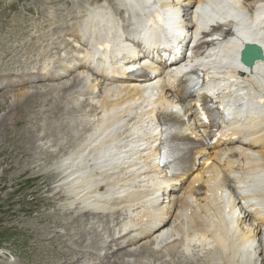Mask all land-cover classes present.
<instances>
[{"label":"bare ground","instance_id":"6f19581e","mask_svg":"<svg viewBox=\"0 0 264 264\" xmlns=\"http://www.w3.org/2000/svg\"><path fill=\"white\" fill-rule=\"evenodd\" d=\"M187 0L185 4L188 3ZM197 1H202V0H197ZM235 2H238V0H234ZM143 2H147V5L145 7L140 8V4ZM132 0V2H129L128 0H120V2L117 3V0H104L102 4H96V0H94L93 3L96 5L92 8L90 5L86 6V13H85V18L88 20L85 23H80L76 22V27L78 32L81 34H87L88 36H92V34H101L100 32H109L111 31V26L115 28V25H122L124 23L128 22V25L123 27L122 29L120 28V32L117 36V43H113L111 38L107 35H105L104 38L105 40L108 41V49L106 51V58L107 61L114 57V56H121V63L118 65L119 68L125 69L121 73V78L116 79L115 81L120 84H113V85H120L123 87L122 91L120 92L118 98L125 100L128 97L133 96L136 94L137 96L134 98L133 101L136 100H141V102H145L148 105H153L158 102L159 98H163L165 95V92L168 93L161 85H159L157 82L153 83H143L140 86L134 87L133 89H129L126 87V85L121 84L125 81V76L127 75V72L135 68L136 66L143 67L149 71L152 70L150 65L147 64H141L139 61H134V58L136 55L142 52V49L140 48V44L143 46L144 50L147 51V47L144 43V40L147 38H151V36L159 34L165 36V33L162 32L164 29L165 25L169 26V21H167V16L170 15L174 17L173 14H177L179 12L180 6L184 2V0ZM175 4L176 6H174ZM179 6V7H178ZM261 7V13H264V3L261 1L258 3V8L260 9ZM91 8V9H90ZM120 8H123L122 10H119ZM155 10H158L160 12V16H164V20L161 24L158 25V27L154 28L153 24L152 27H149L148 29L146 28L145 24L148 20V18L151 17V15L157 14ZM221 10V9H219ZM130 11H133V15L129 14ZM136 11V12H134ZM257 10H254V13H257ZM196 19H198V15L196 14ZM166 17V18H165ZM98 18V19H97ZM211 19V18H210ZM99 20L103 21L99 23ZM210 20L205 19V24H207ZM200 24H203V20H199ZM264 24V23H263ZM103 25V26H102ZM250 25V24H249ZM102 26V28H101ZM132 26V29H131ZM235 26H238V23H235ZM234 26V27H235ZM248 29H251L249 27ZM161 32H159V31ZM261 31H264V27H255V29L248 30L249 37L247 39L249 40H257L258 34L261 33ZM34 33H41V31L34 30ZM145 34V35H144ZM42 39L45 40L46 35L43 33L40 35ZM82 40H89L87 37L82 36ZM168 41V39H164ZM245 40V39H244ZM244 40L240 41H235V42H230L232 47L239 49L243 43ZM260 41V40H259ZM261 45L264 47L263 41H260ZM62 45H66V43H62ZM27 49H29L27 47ZM45 50V47L42 46L39 49V52H42ZM76 46L74 47L72 52H76ZM92 52L93 54L96 53L94 48L91 46L89 49H84L83 53H81L82 56H88ZM155 55H157L158 51L155 50ZM153 52V53H154ZM152 53V52H151ZM93 61V59H92ZM183 69V66H180L177 70V73ZM252 73L248 76H250V79H247L248 82L251 83H256L260 90L258 91L259 94H262L264 96V88L261 86V84L264 86V82L260 79V76L263 75L264 73V61H257L253 67ZM257 69V70H255ZM261 69L262 72H259ZM65 71H67V68H64ZM88 67H83V68H75L73 72L77 75H83L84 73L88 72ZM224 70V69H223ZM222 71V70H219ZM228 71L235 72V68H232ZM226 72V71H222ZM223 76H226L225 73H222ZM40 80H50L52 78V75H37L36 76ZM176 76H168L167 77V83L173 82L175 80ZM92 80V79H91ZM86 85L89 90L93 92L95 90L96 84L93 81H90V78H86ZM48 84H37L31 87H23V88H11L9 89L6 93H12V99L11 102L14 105H18L21 107V105H26V111L29 110L34 111V113H38V108L37 106L41 104L42 100L41 98H45L48 96L46 94L48 91H54L55 88L51 87L48 88L47 91H41L44 87H48ZM63 83H59L58 87L61 89L65 90ZM111 86V85H110ZM106 87V85H105ZM147 88H151L152 90L150 92H146ZM41 89V90H40ZM109 89V88H105ZM62 90V91H63ZM251 88L247 89L246 91H250ZM66 91V90H65ZM67 92V91H66ZM15 93V94H14ZM76 94V93H75ZM76 97H79V94L76 95ZM108 100H111L109 97L108 91L103 94L102 100H101V106L103 109L104 114L106 115L109 113L110 115H107L105 117V123L109 124L106 128L101 124V123H92L88 126H86L85 129H83L75 138L69 139L67 138L66 140L68 141V145L66 147L65 153H68V157L70 158V162L67 163V167L62 168L61 171L64 173L65 176H68V179L65 181L66 183L69 182L70 186L68 187L69 190H74L73 186L74 183L76 182L75 178L72 175V172L75 171H82L85 168H87V175L84 177V180L87 178L93 179V178H99V176L102 175L101 171H93L94 164L96 162V148L97 145H105L106 143H110L114 139V133H112V125L115 122L116 118L114 115L111 113L114 110V107L108 105ZM119 103V102H118ZM49 105H61L60 102H49ZM134 105V104H133ZM264 105V104H263ZM67 107V105H65ZM19 107V108H20ZM57 107L56 109H58ZM14 109V108H13ZM2 110V109H1ZM19 110V109H18ZM17 110V111H18ZM23 110V109H22ZM25 110V109H24ZM24 112V111H23ZM17 113V112H16ZM25 113V112H24ZM19 114V113H18ZM13 115H10V117H7L10 119V121L13 120L11 117ZM3 119V117L1 118ZM0 119V120H1ZM23 119V118H22ZM8 120V119H7ZM17 120V119H16ZM9 121V120H8ZM7 121V122H8ZM137 123L135 122H130V127H136ZM5 127L7 124L5 123ZM22 126V125H21ZM52 126V125H51ZM109 132L106 134L107 130ZM52 130V129H51ZM99 131V135L97 137V140L93 139V133L95 131ZM146 132L151 134V130L145 128ZM1 131V130H0ZM53 131V130H52ZM110 132L112 133L110 136ZM7 133V132H6ZM5 133V135H6ZM4 134V132H3ZM106 135L109 136L108 139H106ZM48 136V135H47ZM3 137V136H2ZM17 138V137H16ZM5 139V137H4ZM7 139V138H6ZM120 139V138H119ZM144 139V138H142ZM64 139H62L63 141ZM28 141V140H27ZM55 141H59V139H56ZM54 139L45 141L46 143H49L48 145L51 146L55 143ZM95 141H97V144L95 145ZM10 142V141H9ZM82 142H85V145H82ZM122 144L120 147L117 149L122 151L123 147L126 145V142L124 140H121ZM20 143V142H19ZM32 143V142H31ZM33 144V143H32ZM30 145V144H29ZM28 145V146H29ZM71 146H76V151L71 152ZM101 146V147H102ZM21 146H19L20 148ZM100 147V148H101ZM28 148V147H27ZM32 148V147H30ZM35 153H37L38 150L34 148ZM108 149V148H107ZM107 149L106 151L102 152L99 157H104L107 156ZM27 150V149H26ZM12 152V151H11ZM218 154L213 152L212 156L216 157ZM33 157V156H32ZM35 157V156H34ZM38 158V157H37ZM34 159V158H33ZM49 159V158H48ZM32 163V162H31ZM149 168H155V165L152 164L149 166ZM69 169H72L69 171ZM26 170V169H24ZM45 170V169H44ZM23 171V170H22ZM26 172V171H25ZM24 172V173H25ZM44 172V171H43ZM77 172V173H78ZM202 172H218V169L216 168V163H210V166H207L203 169ZM64 175L61 176V180L63 181ZM198 174H195L191 180H188L189 182L187 183V187L185 189V192L189 194H196V190L202 189V185L199 183V180L197 178ZM113 176L108 175L104 178V180L108 178H112ZM119 182L118 183H113L109 185L108 190L105 193H99L96 190H91V187H89L87 181L84 182V184H81L78 186L79 190H83L79 193V196L81 197H92V196H100L104 197V195H108L111 197H115V202L110 203V202H101L99 200L93 201L91 205L98 209V210H105V209H118L119 207H125L127 214L125 218L115 224V228L117 230L122 229V231H126L128 228H136L135 230L139 231L140 234L144 233L146 231H149V229H153V225L156 222H162L163 227H165L169 221L171 223L174 222L173 228L171 226L165 228L161 232L157 233L160 231V229L155 230L153 233V243H158L161 239L167 238L172 234V232H175L177 235H179L182 232V221L189 225V226H195L202 224L205 221V217L207 216V211L209 209V202L206 198L205 195L202 194H196L193 198L190 204L186 202V197L187 194L184 192V196L182 198V204L184 205L182 209L176 210L175 213H173L171 210L167 212H163L162 209L163 206H158L156 205L154 199H151L149 195L143 194V193H132L128 197L121 198V194L126 192L127 187L120 186V182L122 181V177L117 175ZM61 181L60 180H55L54 187H57V185H60ZM212 186H210L207 182L206 187L210 190L216 191L220 189V181L215 180L212 182ZM67 193V191H66ZM65 195V194H64ZM146 203L150 204V208L146 206ZM163 202H161L162 204ZM211 203V202H210ZM140 205V210H136L134 206ZM159 204V205H161ZM213 204V202H212ZM216 206V205H215ZM169 209V208H168ZM154 212H158V216L154 214ZM154 217V219H153ZM158 224V223H157ZM156 224V225H157ZM154 225V226H156ZM196 228L198 232H194L186 237V242L185 238L184 239H179L176 242L166 244L163 247L166 249L167 253H171L173 256L171 257V260L174 262L180 261L179 258L174 254V249H176L178 252H192V249L190 247L189 242L194 239V238H202L205 241H208L204 235L201 234V231H205V228L201 226H196L193 228L195 230ZM238 230L236 229L235 232ZM239 233L241 234V240L242 242H248L252 244L255 239L251 236V232L249 230H239ZM213 239L219 243V240L217 236L212 235ZM164 238V239H165ZM220 244V243H219ZM181 248L182 250H180ZM146 250V249H145ZM145 252V251H144ZM182 254V253H181ZM140 257V256H139ZM193 258L191 261L195 260V256L193 254ZM185 258H188L186 256ZM208 258V256H207ZM225 258L230 261L234 260V255H226ZM140 259H144V257H140ZM181 262V261H180ZM183 263V262H182ZM186 264H189V262H185ZM208 264V263H207Z\"/></svg>","mask_w":264,"mask_h":264},{"label":"rangeland","instance_id":"374dc122","mask_svg":"<svg viewBox=\"0 0 264 264\" xmlns=\"http://www.w3.org/2000/svg\"><path fill=\"white\" fill-rule=\"evenodd\" d=\"M8 1L13 2L12 8L16 7L18 2H20L25 8H31L32 10H36L40 4V0L32 3L26 0ZM61 2L63 5L66 3L68 6L70 5L68 0H61ZM2 6L4 5L2 4ZM27 18L38 22L36 16L28 15ZM22 24L23 16H10V26L12 28H5V32L0 36V47L19 35L20 32L17 33L16 30ZM8 32H12L10 36ZM34 85L37 84L18 86L17 88ZM12 95V93H8L7 95L4 94V97L0 96V119L3 117L0 120V233L11 232L15 234L14 238L21 237L23 250L18 255L20 261H24L27 264L29 262L39 263L47 259L57 262L64 255L68 256L71 253L70 235L62 230V227L54 218L58 209L55 205H60L62 200L59 195L63 196L68 191H61L58 195L49 188L48 184L51 181H48V175L54 174L58 176L56 179H59L61 178L59 175L61 173L58 167H53V165L48 167L49 161H53L51 160L53 156L46 152V147L49 146V143L43 142L42 137H39L42 134L40 132H45V129H39L40 125L38 124L24 128L21 124L15 122L18 118L17 121L24 118L26 105H21L20 107L12 104ZM49 111L53 112L56 110L52 108ZM14 112H17L16 114L19 113V116H15ZM10 115H13L11 116L13 118L12 121L7 118ZM5 123L7 124L6 127L4 126ZM37 130H40V132ZM33 134H39L36 140ZM69 139H73V137H69ZM34 140L38 145H36ZM42 144L46 145L42 146ZM67 145L68 141L66 140L64 147L62 146L61 148L59 158L62 152L66 154ZM19 146L21 147L19 148ZM34 148L38 150L37 153L34 152ZM54 175L51 177L54 178ZM65 175L63 178L64 182L68 179V176ZM54 183L55 180L53 185ZM66 184H69L67 185L68 188L70 183L67 182ZM57 188H59V185H57ZM101 224L103 227H107L104 218ZM75 232L76 230L72 234L73 237L76 235Z\"/></svg>","mask_w":264,"mask_h":264},{"label":"water","instance_id":"95a60500","mask_svg":"<svg viewBox=\"0 0 264 264\" xmlns=\"http://www.w3.org/2000/svg\"><path fill=\"white\" fill-rule=\"evenodd\" d=\"M247 47H248V49H247L246 53H251V52H254V50L259 49L255 44H248Z\"/></svg>","mask_w":264,"mask_h":264}]
</instances>
